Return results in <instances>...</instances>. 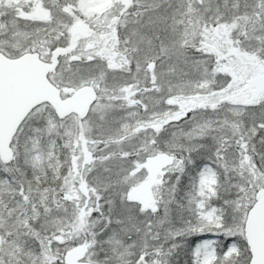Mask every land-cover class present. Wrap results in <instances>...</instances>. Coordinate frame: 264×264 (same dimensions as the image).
<instances>
[{
    "label": "snow or ice",
    "instance_id": "6c2138e0",
    "mask_svg": "<svg viewBox=\"0 0 264 264\" xmlns=\"http://www.w3.org/2000/svg\"><path fill=\"white\" fill-rule=\"evenodd\" d=\"M0 264H264V0H0Z\"/></svg>",
    "mask_w": 264,
    "mask_h": 264
}]
</instances>
